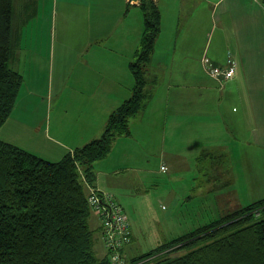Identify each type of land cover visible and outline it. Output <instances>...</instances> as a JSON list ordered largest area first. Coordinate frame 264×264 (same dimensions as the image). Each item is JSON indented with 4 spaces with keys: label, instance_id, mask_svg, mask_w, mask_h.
<instances>
[{
    "label": "crops",
    "instance_id": "crops-1",
    "mask_svg": "<svg viewBox=\"0 0 264 264\" xmlns=\"http://www.w3.org/2000/svg\"><path fill=\"white\" fill-rule=\"evenodd\" d=\"M178 1L181 0H155L162 17L165 6L171 11L172 21L180 12L185 13L186 22L195 18L197 15L191 13L194 11L188 12L194 2L196 9L212 5L209 14L220 25L218 43L214 41L212 48L211 41L201 47L195 44L196 55L184 60L183 66L176 64L168 52L163 64H159L162 68L154 70L165 68L173 81L176 79L172 72L179 66L177 71L188 84L186 88L193 78L199 80L201 90H207L210 86L201 74L190 71L203 54V61L219 65H224L230 56L237 69L221 85L205 68L201 70L218 85L219 98H191L187 91L174 97L170 91L175 86L171 83L166 98H148L143 111L130 118L129 134L118 136L108 154L93 163V187L114 198L115 192L122 190L129 171H142L138 152L142 144L134 135L135 130L149 134V141L156 142L159 136H164L171 143L177 133L181 136L197 130L198 134H204L210 130L214 136H224L209 146L214 157L221 160L241 157L238 147L234 149L228 139L232 134L248 132L247 143L264 146V0H182L184 11L174 9ZM139 3V0H13L12 42L18 51H13L10 65L22 75V84L10 115L0 127V138L46 160L57 161L75 147L98 137L108 114L131 93L133 77L128 64L143 30ZM182 33H177L179 39ZM156 45L157 39L150 61ZM148 65L145 75L149 73ZM150 79L157 83L156 74ZM153 90L155 93L154 87ZM208 102L212 103V109L208 110ZM145 115L149 119L148 132L143 128ZM227 118L231 123L226 122ZM200 146L196 147L197 152L203 148L198 150ZM171 151L174 154L175 150ZM115 154L119 157L113 163ZM162 166L167 169V165Z\"/></svg>",
    "mask_w": 264,
    "mask_h": 264
},
{
    "label": "trees",
    "instance_id": "trees-1",
    "mask_svg": "<svg viewBox=\"0 0 264 264\" xmlns=\"http://www.w3.org/2000/svg\"><path fill=\"white\" fill-rule=\"evenodd\" d=\"M143 30L128 67L130 95L112 110L102 133L49 161L0 138V264H264V198L235 212L128 257L132 241L108 247L97 214L105 255H95L89 226L88 190L93 163L114 140L129 134V120L149 97L145 71L160 29L155 0H139ZM13 0H0V127L10 115L22 75L10 65ZM98 190V189H97ZM98 192H102L99 190ZM128 218V217H127ZM117 252L120 260H114Z\"/></svg>",
    "mask_w": 264,
    "mask_h": 264
},
{
    "label": "rangeland",
    "instance_id": "rangeland-1",
    "mask_svg": "<svg viewBox=\"0 0 264 264\" xmlns=\"http://www.w3.org/2000/svg\"><path fill=\"white\" fill-rule=\"evenodd\" d=\"M174 2L172 1V4ZM195 3L191 5L188 12L194 11L191 13L197 15L195 16V18L198 17L196 22L193 21L195 18L186 22L184 12H180L179 17L172 21L171 11H167L166 6L163 17L160 13L157 45L150 65H148L149 73L145 75V90L149 95L148 98H166L168 83L175 86L170 91L173 92L174 97L187 91L191 98H219L218 85L205 76L201 70L209 65H222L203 61L204 54L194 63L196 65H192L194 68L190 71L191 74H201L202 80L210 86L207 90H201L199 80L194 81L193 78L191 86L186 88L188 84H185L181 72L177 71L179 66L175 67L172 72L175 77L173 79H176L173 81L165 68L163 71L154 70V68H162L159 64H163L168 52L173 56L172 59L176 64L183 66L184 60L193 59L191 57L196 55L197 43L198 47H201L206 45L207 41H211V48L214 41L218 43L217 33L220 25L209 14L212 5H207V7L201 5L200 9H196ZM173 7L175 10L182 8V0ZM177 33L183 34L180 39ZM186 33L187 36H185ZM188 35L195 36V38H188ZM174 36L177 41L176 50L173 51ZM14 51L17 52L18 49ZM158 72L161 73L158 74ZM155 74L157 83L150 81L151 76ZM207 107L208 110L212 109V103L208 102ZM142 111L143 109L139 111V114ZM148 120L145 115L143 122L146 121V124L143 128L146 132L149 130L147 129ZM226 122L231 123V120L227 118ZM242 133L239 136L232 134L228 139L232 141L231 146L234 149L238 147L239 155L241 157L244 155L245 158L221 160L218 156L214 157V151L210 150V147L214 145V140L224 136H214L210 130L204 134H198L197 130L181 136L177 133L171 138L172 143L167 138L165 140L164 136H159L156 142L149 141L151 137L149 134L134 131V135L142 144L138 150L141 154L139 163L142 165V171L140 173L129 171L122 184V190L115 192V200L120 203L129 218L130 232L133 237L127 249L128 257L141 255L164 241L171 240L264 198V146L252 145L250 141L247 143L245 138L250 136L248 132L243 131ZM199 145L201 146L198 150L203 148L197 152L196 147ZM171 149L175 150L174 154ZM118 157L115 154L111 162L115 163ZM163 159L165 162H161ZM161 165H167V169H162ZM90 212L88 223L95 239V255L103 257L106 252L98 229L99 220L94 210L90 209Z\"/></svg>",
    "mask_w": 264,
    "mask_h": 264
},
{
    "label": "built area",
    "instance_id": "built-area-1",
    "mask_svg": "<svg viewBox=\"0 0 264 264\" xmlns=\"http://www.w3.org/2000/svg\"><path fill=\"white\" fill-rule=\"evenodd\" d=\"M210 76L221 85L225 80L230 79L236 69V62L228 56L222 66H205ZM165 169L164 166L161 167ZM96 188H89L88 203L91 208L100 216L103 228V239L108 247L119 248L126 245L130 240V225L122 206L115 198L107 192H98ZM114 260H120L117 252L114 253Z\"/></svg>",
    "mask_w": 264,
    "mask_h": 264
}]
</instances>
